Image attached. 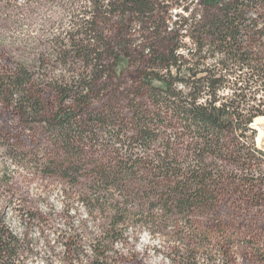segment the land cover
Returning a JSON list of instances; mask_svg holds the SVG:
<instances>
[{
	"label": "rangeland",
	"instance_id": "rangeland-1",
	"mask_svg": "<svg viewBox=\"0 0 264 264\" xmlns=\"http://www.w3.org/2000/svg\"><path fill=\"white\" fill-rule=\"evenodd\" d=\"M158 2L162 36L164 24L176 30L191 13H205L202 0ZM144 19L105 0H0V241L9 246L0 264H91L97 243L108 264H264V194L239 180L222 185L208 206L170 212L132 183L97 178L100 164L125 153L112 133L134 134V109L148 103L141 71L157 33ZM126 54L131 62L119 68ZM20 65L41 90L42 117L28 118L1 80ZM85 77L94 87L87 110L107 119L94 115L86 137L69 144L48 119L61 106L57 86ZM260 125L255 143L264 150V119ZM115 217L124 222L104 239Z\"/></svg>",
	"mask_w": 264,
	"mask_h": 264
},
{
	"label": "trees",
	"instance_id": "trees-1",
	"mask_svg": "<svg viewBox=\"0 0 264 264\" xmlns=\"http://www.w3.org/2000/svg\"><path fill=\"white\" fill-rule=\"evenodd\" d=\"M105 1L124 14L146 18L157 35L149 55L144 54L147 68L141 77L148 103L134 109L136 132L129 135L121 128L112 133L126 150L110 164H100L97 178L121 186L132 183L143 200L156 197L170 212L208 206L222 185L238 180L263 196L264 150L255 143L258 135L252 124L264 116V0H202L205 13H191L176 30L164 24L165 36L158 24L160 0ZM182 37L190 38L191 45ZM117 60L119 68L131 62L127 54ZM89 79L57 86L61 106L48 121L51 132L69 144L86 137L85 124L94 115L107 119L104 110H87L94 91ZM1 80L8 81L11 96L28 118L42 117V93L28 85L32 80L26 66ZM70 97L74 103H65ZM111 113L116 117L114 108ZM91 134L97 136L93 127ZM158 141L159 149L154 150ZM135 142L145 149V156L135 150ZM164 188L166 192L159 193ZM121 212L117 207L116 216ZM122 222L115 217L104 239L110 240L109 234ZM97 244L91 264H108ZM8 247L0 241L2 256Z\"/></svg>",
	"mask_w": 264,
	"mask_h": 264
},
{
	"label": "bare ground",
	"instance_id": "bare-ground-1",
	"mask_svg": "<svg viewBox=\"0 0 264 264\" xmlns=\"http://www.w3.org/2000/svg\"><path fill=\"white\" fill-rule=\"evenodd\" d=\"M264 119V116L263 117H260V118H257V120H255V122L252 124V126L256 129H258L259 133H258V136H257V143L260 144L261 143V138H262V126L260 125V121Z\"/></svg>",
	"mask_w": 264,
	"mask_h": 264
}]
</instances>
